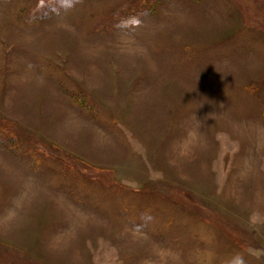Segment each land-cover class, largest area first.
<instances>
[{"label": "rangeland", "instance_id": "1", "mask_svg": "<svg viewBox=\"0 0 264 264\" xmlns=\"http://www.w3.org/2000/svg\"><path fill=\"white\" fill-rule=\"evenodd\" d=\"M0 264H264V0H0Z\"/></svg>", "mask_w": 264, "mask_h": 264}]
</instances>
